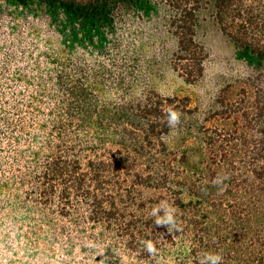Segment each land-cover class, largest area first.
Listing matches in <instances>:
<instances>
[{
    "label": "rangeland",
    "instance_id": "1",
    "mask_svg": "<svg viewBox=\"0 0 264 264\" xmlns=\"http://www.w3.org/2000/svg\"><path fill=\"white\" fill-rule=\"evenodd\" d=\"M0 264H264V0H0Z\"/></svg>",
    "mask_w": 264,
    "mask_h": 264
}]
</instances>
